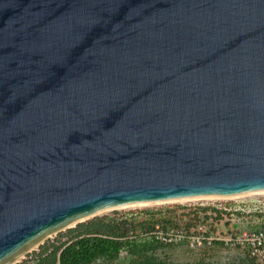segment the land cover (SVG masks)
I'll list each match as a JSON object with an SVG mask.
<instances>
[{
  "label": "water",
  "instance_id": "95a60500",
  "mask_svg": "<svg viewBox=\"0 0 264 264\" xmlns=\"http://www.w3.org/2000/svg\"><path fill=\"white\" fill-rule=\"evenodd\" d=\"M264 193V0H0V264L100 212Z\"/></svg>",
  "mask_w": 264,
  "mask_h": 264
},
{
  "label": "rangeland",
  "instance_id": "374dc122",
  "mask_svg": "<svg viewBox=\"0 0 264 264\" xmlns=\"http://www.w3.org/2000/svg\"><path fill=\"white\" fill-rule=\"evenodd\" d=\"M100 216L122 224L124 245L88 264H126L141 257L169 264H252L251 243L264 244V193L137 205L92 217ZM74 226L47 235L30 252L40 253V247L54 240H73ZM23 260L35 264L26 256L17 263Z\"/></svg>",
  "mask_w": 264,
  "mask_h": 264
},
{
  "label": "trees",
  "instance_id": "16d2710c",
  "mask_svg": "<svg viewBox=\"0 0 264 264\" xmlns=\"http://www.w3.org/2000/svg\"><path fill=\"white\" fill-rule=\"evenodd\" d=\"M119 225V226H118ZM121 223L115 224L111 217H92L74 226L75 238L69 242L54 240L44 244L40 253L33 254L35 264H88L96 256H108L124 245L120 239ZM126 264H169L151 257L133 259ZM257 264V263H252Z\"/></svg>",
  "mask_w": 264,
  "mask_h": 264
},
{
  "label": "built area",
  "instance_id": "2783aa9c",
  "mask_svg": "<svg viewBox=\"0 0 264 264\" xmlns=\"http://www.w3.org/2000/svg\"><path fill=\"white\" fill-rule=\"evenodd\" d=\"M249 249H250L251 255L255 257V263L264 264V244H261L260 241L257 240V242L255 244L251 243V247ZM24 256L29 258V260H31L32 262H35V257L32 254V252H30V251L27 252L26 254H24L22 256V258ZM25 263H26V261L23 260V261H21L20 264H25ZM14 264H18L17 261Z\"/></svg>",
  "mask_w": 264,
  "mask_h": 264
},
{
  "label": "bare ground",
  "instance_id": "6f19581e",
  "mask_svg": "<svg viewBox=\"0 0 264 264\" xmlns=\"http://www.w3.org/2000/svg\"><path fill=\"white\" fill-rule=\"evenodd\" d=\"M239 196H240V195H239ZM235 197H236V196H235ZM227 198H228V197H227ZM200 199H201V198H200ZM206 199H209V198H206ZM188 200H190V199H188ZM178 201H180V200H178ZM171 202H173V201H171ZM69 226H70V225H69ZM69 226H68V227H69ZM66 228H67V227H66Z\"/></svg>",
  "mask_w": 264,
  "mask_h": 264
}]
</instances>
